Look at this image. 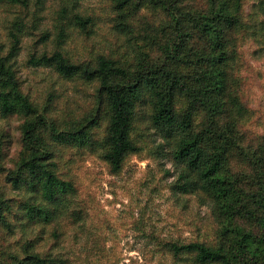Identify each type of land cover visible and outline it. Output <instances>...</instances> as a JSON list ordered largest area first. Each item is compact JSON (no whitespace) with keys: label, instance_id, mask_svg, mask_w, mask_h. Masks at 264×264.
<instances>
[{"label":"trees","instance_id":"obj_1","mask_svg":"<svg viewBox=\"0 0 264 264\" xmlns=\"http://www.w3.org/2000/svg\"><path fill=\"white\" fill-rule=\"evenodd\" d=\"M108 1L113 27L126 36L123 46L115 42L123 48L117 55L73 61L61 49L68 35L62 16L56 50L29 58L33 67L94 85L83 114L59 119L51 95L41 104L24 94L16 66L27 34L22 22L12 25L9 48L0 44V118L22 121L21 149L10 168L7 134L0 138V264L63 263L54 252L66 236L67 223L59 222L72 226L84 215L74 206L79 190L64 152L99 155L118 175L148 143L150 152L173 162L172 191L209 208L212 223L204 240L160 249L180 263L264 264V136L247 126L252 112L241 51L258 26L264 30V0L251 12L248 0ZM70 20L87 34L95 24L80 13Z\"/></svg>","mask_w":264,"mask_h":264},{"label":"rangeland","instance_id":"obj_2","mask_svg":"<svg viewBox=\"0 0 264 264\" xmlns=\"http://www.w3.org/2000/svg\"><path fill=\"white\" fill-rule=\"evenodd\" d=\"M258 1L248 0L247 11L251 12ZM74 13L93 16L95 24L90 33L70 24ZM111 14L108 0H30L28 9L0 0V44L9 48L8 33L16 21L22 22L27 32L16 59L24 94L41 104L51 95L53 114L59 119L88 111L94 85L65 80L49 68L33 67L29 58L32 53L56 50L62 21L66 22L68 35L61 49L73 61L117 55L123 48L116 50L115 42L120 41L123 46L126 36H120L113 27ZM62 16L64 19L59 21ZM261 19L264 21V16ZM241 51L246 80L244 98L252 112L247 126L264 136V30L260 26L257 34L242 43ZM21 124L18 117L0 118V138L7 134L4 161L8 168L21 149ZM101 136L102 131L98 137ZM147 146L141 155L131 156L118 175L110 173L99 155L71 149L63 153V164H67L79 190L74 206L83 209L84 215L72 226L67 220L59 222L67 223L61 248L54 251L58 261L63 262L60 264H189L176 261L159 244L204 240L212 233L209 208L199 205L193 197L175 194L171 189L177 177L173 162L150 152L153 144ZM51 230L48 228L47 233ZM54 241L46 240L43 249L47 250Z\"/></svg>","mask_w":264,"mask_h":264}]
</instances>
